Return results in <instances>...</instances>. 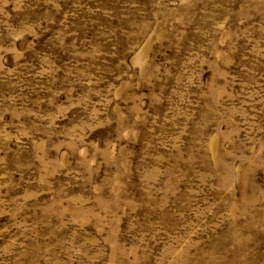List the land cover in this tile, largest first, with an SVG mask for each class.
I'll return each mask as SVG.
<instances>
[{
    "label": "rangeland",
    "instance_id": "obj_1",
    "mask_svg": "<svg viewBox=\"0 0 264 264\" xmlns=\"http://www.w3.org/2000/svg\"><path fill=\"white\" fill-rule=\"evenodd\" d=\"M0 264H264V0H0Z\"/></svg>",
    "mask_w": 264,
    "mask_h": 264
}]
</instances>
